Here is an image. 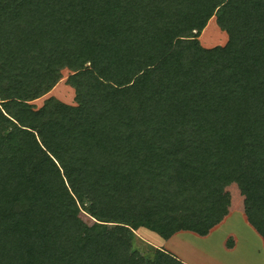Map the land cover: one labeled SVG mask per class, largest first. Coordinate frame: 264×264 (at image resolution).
I'll list each match as a JSON object with an SVG mask.
<instances>
[{
    "label": "trees",
    "instance_id": "1",
    "mask_svg": "<svg viewBox=\"0 0 264 264\" xmlns=\"http://www.w3.org/2000/svg\"><path fill=\"white\" fill-rule=\"evenodd\" d=\"M231 183L264 242V0H0V264H183L132 232L204 237Z\"/></svg>",
    "mask_w": 264,
    "mask_h": 264
},
{
    "label": "crops",
    "instance_id": "2",
    "mask_svg": "<svg viewBox=\"0 0 264 264\" xmlns=\"http://www.w3.org/2000/svg\"><path fill=\"white\" fill-rule=\"evenodd\" d=\"M241 208L231 201L223 220L204 237L180 231L164 239L145 228H139L135 235L146 245L170 254L183 264H264L263 239L248 224ZM245 241L251 251L257 246L258 259L246 245L244 250L241 249L240 245Z\"/></svg>",
    "mask_w": 264,
    "mask_h": 264
},
{
    "label": "rangeland",
    "instance_id": "3",
    "mask_svg": "<svg viewBox=\"0 0 264 264\" xmlns=\"http://www.w3.org/2000/svg\"><path fill=\"white\" fill-rule=\"evenodd\" d=\"M207 25L208 26L200 33L198 37V41L200 45L206 49H211L217 46H224L228 40L227 35L217 27L215 20L211 19ZM61 74H62V79L50 90V92H48L45 96L32 102V104L36 108L41 107L44 100L49 97H53L67 105H71V106L75 105L74 90L66 84V79L70 73L67 70H63ZM224 191L229 196V202L234 201L235 204H237V207L241 208L242 206L243 209L242 208L241 209L244 210V205H242L244 201V197L241 196L239 189L235 183H231L230 185L226 186L224 188ZM80 218L85 224L90 225L91 222L85 215L81 214ZM137 230L133 231L132 232L133 235H131V238L133 240L132 245H131V256H133L134 258L136 257V259L134 260L135 262H138L136 260L139 258H144L147 260L149 258H152L154 250L156 249V248L154 249L153 247L146 245L139 238H137L136 237L137 235H135V232ZM245 245L247 246V249H250V252L252 253V255H254V257L258 259L259 252H258L257 246L255 248L252 246V248L254 249L253 251H251L252 249L249 248L247 242L245 241V242H242L240 245L242 250H244ZM245 259L247 260V258ZM152 261L154 262V260ZM152 261L151 263H153Z\"/></svg>",
    "mask_w": 264,
    "mask_h": 264
}]
</instances>
